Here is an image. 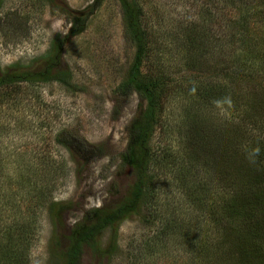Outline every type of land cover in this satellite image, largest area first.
<instances>
[{"label":"rangeland","instance_id":"rangeland-1","mask_svg":"<svg viewBox=\"0 0 264 264\" xmlns=\"http://www.w3.org/2000/svg\"><path fill=\"white\" fill-rule=\"evenodd\" d=\"M132 1L145 42L141 77L157 85L159 106L149 190L140 214L120 224L104 264H202L221 225L224 189L232 182L227 178L235 174L247 197L251 188L264 190V176L253 185L251 174L239 172L252 160L264 166V59L259 47L251 54L254 63L235 53L242 48L238 24L264 38V1L249 0L250 9L245 0ZM92 3L1 0L0 70L34 67L53 37L69 30L57 7L78 11ZM134 57L119 0H104L84 32L64 47L61 63L71 72L70 87L22 84L0 92V216L30 219L25 264H58L49 201L71 203L58 230L64 234L87 210L120 198L131 183L121 156L142 101L116 89ZM228 78L238 90H226L231 102L221 104L216 89ZM195 123L205 136L192 146ZM100 241L105 248L108 231ZM81 264L100 263L85 252Z\"/></svg>","mask_w":264,"mask_h":264},{"label":"trees","instance_id":"trees-1","mask_svg":"<svg viewBox=\"0 0 264 264\" xmlns=\"http://www.w3.org/2000/svg\"><path fill=\"white\" fill-rule=\"evenodd\" d=\"M46 1L53 3V0ZM245 1L243 4H248L250 9L251 2ZM255 1L262 3L264 0ZM103 2L104 0H93V3L87 8L78 11L62 6L57 7L69 20L67 34L55 35L51 40L48 52L34 67H12L0 70V92L5 89H18L22 84L35 85L56 82L70 87L71 72L61 63L64 47L70 39L84 32L90 16ZM119 2L123 13L125 34L135 47V57L132 67L116 91L124 97L130 96L134 92L142 101L139 105V112L129 127L128 144L121 156V165L130 170L131 183L120 198L87 210L83 217L64 234L58 233V230H60L59 227H63L64 214L71 207V203L48 202L47 213L53 227L51 250L58 264H81L85 252H88L100 264H104V261L114 252L120 224L131 216L140 214L145 193L149 190L151 180L149 166L153 161L150 152V139L156 122L159 95L157 85L143 80L140 73L145 53V42L140 28L141 22L137 5L132 0H119ZM237 28L239 31L238 40L242 46L238 52H235L236 55L238 54L239 60L246 58L254 63L255 58L251 54L256 53L253 49L258 47L260 48V57L264 59V38L252 34L248 25L238 24ZM221 62L228 64L225 59H221ZM223 84L222 88H219V92L216 89V93L218 101L221 104L224 102L227 104L231 102L227 99V95L235 93L238 88H236V84H232L229 78ZM243 88L248 90V86ZM226 90L229 91L228 94H226ZM206 94L205 96L210 98L214 95L210 91ZM195 125L192 146L199 143L200 135L205 136L201 134L200 124L195 123ZM59 142L66 149L69 148L66 143ZM91 149L95 153L94 150H99V147L91 146ZM69 150L71 149L69 148ZM77 151H80V148ZM102 154L100 151L95 157L99 158ZM191 162L194 164L197 160L192 158ZM239 172L241 175L244 174L243 172L251 174L254 185L259 180V176H264V166L259 161L252 160L251 166L240 167ZM233 177L237 176L234 174L227 178L232 182L226 184L227 187L224 189L225 194L229 197L223 198L224 211L222 212L223 217L220 219L221 225L215 233L214 243L203 251L202 264L218 261H226V264H264V190H252L251 188L248 191L250 193L248 198L243 193L245 188L242 182H235ZM43 197L41 195V198ZM34 221L35 219L32 224ZM29 226L30 219L28 217L13 216L8 221L7 217L0 216V264H25L23 254L30 247V232H33L32 227ZM106 231L109 232V241L103 248L100 240Z\"/></svg>","mask_w":264,"mask_h":264}]
</instances>
